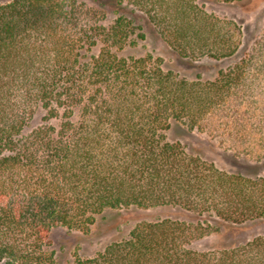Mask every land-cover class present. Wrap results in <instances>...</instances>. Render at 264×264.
I'll use <instances>...</instances> for the list:
<instances>
[{
  "label": "trees",
  "instance_id": "obj_1",
  "mask_svg": "<svg viewBox=\"0 0 264 264\" xmlns=\"http://www.w3.org/2000/svg\"><path fill=\"white\" fill-rule=\"evenodd\" d=\"M70 3L0 5V264H57L53 229L88 235L106 211L131 207L180 215L140 221L91 257L77 247L70 264H264V236L190 248L214 222L264 218V177L220 170L166 134L177 121L264 161V28L243 49L241 27L199 0H119L180 58L232 61L212 80L186 79L152 54L119 55L137 44L124 15L90 26L97 12Z\"/></svg>",
  "mask_w": 264,
  "mask_h": 264
},
{
  "label": "rangeland",
  "instance_id": "obj_2",
  "mask_svg": "<svg viewBox=\"0 0 264 264\" xmlns=\"http://www.w3.org/2000/svg\"><path fill=\"white\" fill-rule=\"evenodd\" d=\"M12 0H0V5ZM68 4L74 2L76 8H88L97 12L99 20L85 19L84 23L92 26L100 24L109 27L117 13L131 20L135 28L136 46H127L120 56H143L152 54L163 60L164 70L174 71L180 78L193 79L200 74L204 80L215 78L219 69L226 67L232 61L215 62L202 60L195 62L180 58L160 38L154 26L139 10L119 4V0H64ZM199 4L209 13L219 18L235 21L242 30L243 49L249 46L264 28V0H241L235 3H224L217 0H199ZM117 12V13H116ZM143 35L140 37L139 35ZM137 37V38H136ZM167 140L180 142L185 150L193 156L213 163L217 168L231 173H243L249 176L264 177V161L255 163L235 157L229 152L221 150L215 141L196 130H189L177 121H171ZM179 213L172 208L140 209L131 207L121 210H108L101 215L93 225L90 234L83 235L70 232L63 227L55 228L50 233V239L55 250L57 264H70L72 254L78 247V254L91 257L102 251L112 242L128 237L133 226L143 220L154 221L167 217H179ZM182 215V214H181ZM217 232L193 242L190 248L197 251H210L233 248L251 241L258 236H264V218L241 225L224 222H214Z\"/></svg>",
  "mask_w": 264,
  "mask_h": 264
}]
</instances>
